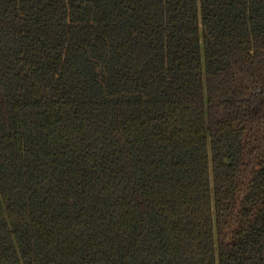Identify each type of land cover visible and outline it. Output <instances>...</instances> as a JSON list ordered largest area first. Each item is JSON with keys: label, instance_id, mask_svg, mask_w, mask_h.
<instances>
[{"label": "trees", "instance_id": "1", "mask_svg": "<svg viewBox=\"0 0 264 264\" xmlns=\"http://www.w3.org/2000/svg\"><path fill=\"white\" fill-rule=\"evenodd\" d=\"M0 264H264V0H0Z\"/></svg>", "mask_w": 264, "mask_h": 264}]
</instances>
